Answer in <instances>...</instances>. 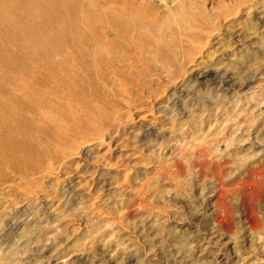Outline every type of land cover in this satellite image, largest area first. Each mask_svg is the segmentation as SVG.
Here are the masks:
<instances>
[{"label": "rangeland", "instance_id": "rangeland-1", "mask_svg": "<svg viewBox=\"0 0 264 264\" xmlns=\"http://www.w3.org/2000/svg\"><path fill=\"white\" fill-rule=\"evenodd\" d=\"M138 1H145L160 20L180 5V63L175 75L163 73V66L138 37L132 47L107 55L110 59L102 57L101 47L93 42L99 29L93 23L100 0H67L64 5L59 0H0V96L7 102L5 108H12L14 120L28 121L29 133L20 140L32 142L35 136L51 141V135H45L32 120L48 115V122L50 112L61 111L62 123L69 128L57 144L102 130L108 139L103 153L110 151L106 161L97 165L83 159H60L51 176L47 165L39 169L25 164L30 160L21 162L26 181L33 179L43 193L54 197L50 207L55 213L49 209L47 221L30 233L27 230L33 223L8 225L6 236L0 239V264H170L171 229L187 218L202 226L214 211L210 205L223 199L228 208L225 216L230 218L228 227L222 228L226 239L219 242L213 236L206 241L218 240L219 244L213 246L207 261L215 264L213 257L219 251L232 254L239 250L242 257L235 264H264V89L249 98L238 91L247 77L264 79V20L259 23L264 18V0ZM236 10L239 13L226 20L225 15ZM66 12H70L68 17ZM199 16L217 21L216 35L190 33ZM114 38L108 34V39ZM103 69L107 79L97 76ZM202 69L226 73L229 80L225 84H234L233 88L199 85ZM116 73L126 78L122 88ZM176 74L183 75L178 85L173 82ZM180 87L186 98L182 106H174L171 97ZM83 96L95 106H89L94 111L82 116L76 110L83 105L78 103ZM124 101L139 104L153 116L143 123L138 118L144 112L132 111L131 124L127 121L129 104ZM97 111L112 121L103 124V119L96 118ZM181 147L185 152L180 156ZM72 180L80 181L76 194L69 193ZM252 194L251 208L243 201ZM23 198L0 182V230L5 223L36 214H16V204H25ZM244 212L253 214L259 226L255 235L247 222L240 223ZM250 234L252 244L245 239ZM21 235H27L26 239L14 246ZM27 240L35 243L23 248ZM185 247L183 242L175 250ZM193 253L194 248L189 260L199 263Z\"/></svg>", "mask_w": 264, "mask_h": 264}, {"label": "bare ground", "instance_id": "bare-ground-1", "mask_svg": "<svg viewBox=\"0 0 264 264\" xmlns=\"http://www.w3.org/2000/svg\"><path fill=\"white\" fill-rule=\"evenodd\" d=\"M65 1L67 2V0H59V2L57 0L58 3L63 2V5H64ZM99 3H100V12L97 15H95V16H98L99 19L97 18V21L96 22L94 21L95 23H93L94 28L96 29L99 27V29H97L95 34L93 33L94 34L93 42L95 44H97L99 46V48L101 47L102 50L100 51V54L102 57L106 55V58H109V57H107V55L112 56V55H115L116 53H119L118 51H120L121 49H126L127 46L132 47L135 43V39L138 37L137 38L138 41H140L139 39H141L142 41H145V43H144V45H142V47L147 49V50H150L151 53L156 56V59L161 64V66H163L162 67L164 69L163 73L168 77L175 75L173 73L175 72V70H177L176 68H178L177 67L178 63H180L179 62L180 61V53H179V51H180L179 50L180 49V32H178V30H180V9H179L180 5L178 6L177 9L171 10L170 13H172V14L168 13L166 15L167 16L166 19L160 20V19H158L157 16H155V14H153L152 11H150V8H149V10L147 9V6L145 5V3H146L145 1L139 2L138 0H133V1H131V0H100ZM121 5H127V7L123 8ZM148 5H149V3H148ZM64 7L65 6H63V8ZM65 9H67V7ZM71 11H73V10H71ZM66 13H67L66 16L68 17L70 12H66ZM83 13H85V12H83ZM238 13H239V10L233 11L231 14L225 15V18H226V20H228V19L231 20V17L232 18L235 17ZM92 14H93V12H92ZM93 17H94V14H93ZM90 18H92V17H90ZM262 20H264V18L259 19V23L260 22L262 23ZM196 21H197V26L195 28H190V30H191L190 33L199 34V35L201 34L202 36L204 35V36H208V37L209 36L212 37V36L217 34L219 27L216 26V22H217L216 20H214L212 18H208V17H200L199 16V18H196ZM79 22H77V23H79ZM85 25L86 24H84V26ZM89 28L92 29L91 27H88V29ZM110 33L113 34L115 37L113 40L108 39V34H110ZM83 35L86 36L87 34H83ZM186 36H187V33H186ZM87 38H89V37H87ZM88 41H86V43ZM106 47H108V48H106ZM133 48H132V50H133ZM114 51H115V53H114ZM122 51H124V50H122ZM126 51H128V50H126ZM111 53H113V54L111 55ZM87 55H89V54L87 53ZM106 58H105V60L107 61ZM90 59H92V58H90ZM252 59H253V57H250L247 60L250 61ZM81 60H83V59H81ZM92 62H94V61L92 60ZM95 63L101 67V65H100L101 63L99 64L97 60H95ZM90 64H91V62H90ZM91 65H93V64H91ZM178 70H179V68H178ZM104 71H105L104 69L99 70V72L97 73V76L99 75L101 78H106L107 77L106 71H105V73H104ZM199 71H202L201 74L200 73L198 74V79H200L199 85H209L210 84V86H214V87L221 86L224 88V90H226V89L228 90V88L231 89L234 86V84L229 85V86H227L225 84V82L229 80L226 73L225 74L219 73L218 71H213L212 69L211 70L202 69ZM117 76L119 78L118 82L121 80L120 84H119L120 87L121 88L124 87L123 84H126V83H124L125 82L124 80L126 78L125 79L120 78L118 74H117ZM182 78H183V75L176 74V76L173 77V82H175V84L178 85L180 82L183 81V80H181ZM102 80H105V79H102ZM262 80H264V79L257 81L254 76H250V77H247V78L241 80V82L239 83V87H238V91L243 93V94H241V97H245V98H249L251 96L253 97L254 95H256L258 93L257 91L263 90L264 89V81H262ZM117 83L115 86H117ZM261 83H263V84H261ZM127 86L128 85H126L125 87H127ZM112 87H114V86H112ZM181 88L182 87H180V90L179 89L176 90L177 95L179 97H177L176 93L174 94V92L172 94L171 104H174V106H179V105L182 106L183 105L182 101L186 98L185 97V91H184V89H181ZM127 92L128 91L126 90V92H124V93L127 95ZM116 96L117 95H115V97ZM238 96H240V95H238ZM84 98H86V97L83 96V97L78 98V103L79 104L82 103L83 105L80 107H77L78 109L76 110V112H79L82 116L86 115V113H88L89 111H94V110H90L89 106H91V107L95 106V104L92 103V101L90 102L88 100H85ZM131 98H133V97H131ZM132 100H134V99H132ZM160 100H164V99L161 98ZM5 101L6 100L0 96V182L5 186V188L14 189L17 193L25 196V198H23V202L25 203V204L23 203L24 204L23 206L19 207L20 205L16 204V206H17L16 210H18L16 214H19V217H22V215H25V214L32 212V211H35L36 214L34 216L28 218V219H22L21 221L18 220L13 224H6L5 223L4 226H1L2 228L0 230V239L2 238L1 236H3V235L6 236L5 234H6L7 230H9L8 225L15 226V224H20V223L24 222L22 224L27 226L28 223H33L32 225H30V228L27 230L30 233L31 232L30 229L34 230V228L41 227L39 225H42L45 221H47V217H49L50 213H55V209L50 207L51 203L54 204V197H51V195H48L47 194L48 192L43 193V191H42L43 188H41L39 183H34L33 179H32V181H26V177H24L25 175H23V176L21 175V174H23L21 171V162L24 163V162H27L28 160H30V162L25 163V164H29L31 166H37V167H39V169H41L44 165H47V169L49 170L48 174H49V176H51V174L53 172L52 167L60 159H62L64 162H66V160L68 161L69 157L75 161L83 159V162H85V160H87V163L89 162V164H92V165L96 164L97 165V164H101L100 162H102V161L104 163V161H106V159L110 153L109 150H107L103 153L104 148L107 146L108 139H106L107 132L102 131V130L96 132L95 134H93V136H86V135H79L78 136L77 135L73 139H71L70 137L65 138L66 141L63 143L64 145H62L60 143L57 144L55 141L58 140L62 135L63 136L66 135V131H67L66 128L67 129L69 128V126L65 127V125H63V123H62L63 113H61V111H59L56 114L50 112L49 117L52 120H48V122L45 121V120L49 119V118H47L48 115L46 116V119H43L42 117L38 119V116H36L35 119L32 120V122L37 126V128L43 130L45 135H47V136L51 135V138H52L51 141H49L48 139H46L45 141H41V139L34 138L35 136L31 138L32 142L30 141V142L26 143V141H21L20 137L22 136L25 138L26 134L29 133V130H28L29 126L27 125L28 121H23L21 119L18 121L14 120L11 117V113H10V110L12 108L11 109H10V107L5 108V106L7 105L6 104L7 102L5 103ZM9 102H10V100H9ZM83 102H86L87 105L84 104ZM124 102L128 103L126 101H124ZM3 103H5V104H3ZM40 105H43V104L40 103ZM138 105L139 104H137V103L136 104L130 103L128 105L129 114L127 116V121H129L131 124L133 122H132V120H129V119H132V114H133V113H131L132 111L139 112V113L144 112L143 113L144 115L143 114H142V116L139 115V117L140 116L141 117L138 118V120L140 122H143V123L147 122L149 117L152 115L151 111H148V112L143 111L142 110L143 108L141 106L139 107ZM43 106L45 107V105H43ZM104 106H106V105H104ZM99 107H101V106H99ZM91 109H93V108H91ZM97 109H99V108H97ZM105 109H106V107H105ZM92 113H95V112H91V114ZM93 115L94 114H92V116ZM95 115H96L97 119H103V122L101 121L103 124H105V123L108 124L112 121V119H108V116L107 117H106V115L103 116L102 112L97 111ZM54 117H58V120H56ZM78 118H79V114H78ZM118 119H119V116H118ZM91 120H93V118ZM77 121H76V123H77ZM21 127H23V129ZM14 128L17 132L14 131L12 134H9V135L7 134L8 137H4L6 135V133H8L10 130H13ZM67 134H70V133H67ZM159 134H161V133H159ZM147 136H148V133H147ZM144 138H148V137H144ZM195 148H197V146L195 145V142H193V148L192 149L195 150ZM183 150H184L183 147H181L180 148V156L182 155ZM184 152H185V150H184ZM75 163H77L78 165L80 164L79 162H75ZM263 167H261V168L264 169ZM108 169H110V168H107V170ZM12 174H13V176H12V178H10V176ZM19 175H21V177ZM17 177H20L22 179L20 181H17ZM23 178H25V180H23ZM10 179H12V180H10ZM78 183H80V181H78V182H76L75 180L70 181L69 186L73 190H71L69 193H72V194L75 193L76 194L79 191V190L77 191V189H76L77 185H79ZM223 200L217 201V202L215 201V202H213L212 205H210V208H212L214 211L209 213L208 214L209 217L207 215L206 219L204 221H202V224H201L202 226H197V224L195 223L196 221L194 222V220H187L188 219L187 218L183 224L178 225L175 228L173 227V229H171L172 231H171L170 235L173 238L167 244L168 252L170 254H172L170 264H180V262H182V263L184 262L186 264L191 263L192 260H189V258H190V254L192 253L193 248L196 251V253H193V255H195V256L197 255V258L199 259L200 264H211V261L210 260L207 261V259H208V257L212 256L211 255L212 254V248H215L213 246H216L219 244H218V240L215 242L210 241V243H207L206 241L209 242V240H210L209 238L213 237V236H215L214 237L215 239L219 238V242L225 240L226 238H224V234L222 233V228H224L226 225L228 227V224L230 223V222H228L230 218L227 219L228 216H225L226 215L225 211L227 212L228 208L224 204L225 202ZM243 202L245 204H246V202H249L248 205H250V207L252 208L254 206L255 197L253 196V194L248 196V197L244 196ZM226 208H227V210H226ZM49 209H51L50 213H48ZM219 211H222V212L219 213ZM247 214H248L247 212H244L243 215L245 218L241 217L239 219L240 223H242L243 221L247 222L250 225L249 227L251 229V234L253 233V235H255L254 233H256L255 231L258 229L259 226H258V224H256L254 217H253V214L251 215L249 213L251 216H249V214L248 215ZM210 226H212L213 228H210ZM208 227H209V229H208ZM227 227H225V228H227ZM201 228L202 229L204 228V230H202ZM4 231H6V232L4 233ZM251 234L248 237H245V239L249 240V242H251V244H252V241H254V240H252ZM26 237H27V235H25V236L21 235L18 241L14 240L13 241L14 246L18 245L22 241H24L26 239ZM183 242H186V247H185L186 249L184 251L175 250L176 247L178 248L180 246H183ZM202 242H204L203 244H207L208 246L203 248L204 246H203ZM31 243H30V240H27L22 245V247L28 248L29 245H33L35 242L33 244H31ZM235 248L236 247L234 246L233 248H231V250H234ZM173 257H175L176 259H172ZM191 257H193V256H191ZM241 257H242V251H239V250H235V252L232 254H230V253L224 254V253H220V251H219L218 253H216V258L213 257V259L215 260V264H235ZM193 261H194V259H193ZM199 263L197 262L196 264H199Z\"/></svg>", "mask_w": 264, "mask_h": 264}]
</instances>
